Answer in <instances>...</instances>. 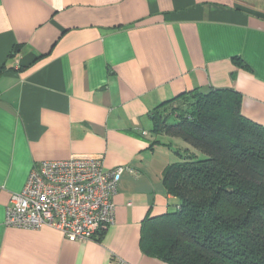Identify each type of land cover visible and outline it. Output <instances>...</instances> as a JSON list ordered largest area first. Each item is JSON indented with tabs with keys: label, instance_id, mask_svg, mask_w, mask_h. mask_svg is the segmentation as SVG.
Returning <instances> with one entry per match:
<instances>
[{
	"label": "crops",
	"instance_id": "crops-1",
	"mask_svg": "<svg viewBox=\"0 0 264 264\" xmlns=\"http://www.w3.org/2000/svg\"><path fill=\"white\" fill-rule=\"evenodd\" d=\"M211 88L264 125V0H0V264H166L140 229L173 205L162 176L186 146L148 113ZM98 155L137 173H122L103 233L5 225L35 163Z\"/></svg>",
	"mask_w": 264,
	"mask_h": 264
},
{
	"label": "trees",
	"instance_id": "trees-1",
	"mask_svg": "<svg viewBox=\"0 0 264 264\" xmlns=\"http://www.w3.org/2000/svg\"><path fill=\"white\" fill-rule=\"evenodd\" d=\"M233 89H191L148 113L181 140L162 181L173 209L141 224L139 245L166 264H264V125Z\"/></svg>",
	"mask_w": 264,
	"mask_h": 264
},
{
	"label": "built area",
	"instance_id": "built-area-1",
	"mask_svg": "<svg viewBox=\"0 0 264 264\" xmlns=\"http://www.w3.org/2000/svg\"><path fill=\"white\" fill-rule=\"evenodd\" d=\"M124 171L137 174L126 165L104 169L99 155L39 161L23 189L11 195L4 223L54 228L70 241L92 239L115 222L113 196Z\"/></svg>",
	"mask_w": 264,
	"mask_h": 264
},
{
	"label": "rangeland",
	"instance_id": "rangeland-1",
	"mask_svg": "<svg viewBox=\"0 0 264 264\" xmlns=\"http://www.w3.org/2000/svg\"><path fill=\"white\" fill-rule=\"evenodd\" d=\"M183 143V142H182ZM173 209V206L171 205L170 207H169V210H172Z\"/></svg>",
	"mask_w": 264,
	"mask_h": 264
}]
</instances>
